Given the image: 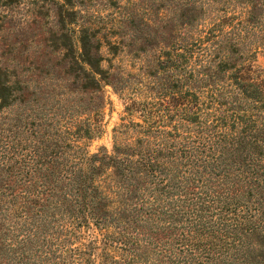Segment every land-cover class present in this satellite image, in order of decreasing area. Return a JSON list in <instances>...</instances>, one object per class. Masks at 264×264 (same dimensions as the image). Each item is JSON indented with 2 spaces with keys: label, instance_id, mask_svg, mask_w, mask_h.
Returning <instances> with one entry per match:
<instances>
[{
  "label": "trees",
  "instance_id": "obj_1",
  "mask_svg": "<svg viewBox=\"0 0 264 264\" xmlns=\"http://www.w3.org/2000/svg\"><path fill=\"white\" fill-rule=\"evenodd\" d=\"M185 1L184 31L162 36L156 92L127 108L111 152L81 144L96 125L15 108L24 88L0 70V264H264V69L234 18L201 23L204 5ZM95 40L82 31L93 94Z\"/></svg>",
  "mask_w": 264,
  "mask_h": 264
},
{
  "label": "rangeland",
  "instance_id": "obj_2",
  "mask_svg": "<svg viewBox=\"0 0 264 264\" xmlns=\"http://www.w3.org/2000/svg\"><path fill=\"white\" fill-rule=\"evenodd\" d=\"M204 10L193 13L201 23L234 18L255 64L264 69V0H192ZM186 1L178 0H0V70L24 88L23 108L36 117H50L57 127L100 134L82 140L91 154L111 152L114 131L130 121L127 108L141 107L156 91L151 83L163 76L159 60L171 50L162 36L182 32ZM75 13L74 16H72ZM128 25L123 24L126 21ZM64 21V22H63ZM91 29L102 44L104 89L93 94L85 87L88 66L80 61V37ZM157 35L147 45L139 37ZM153 41V40H152ZM123 43L119 49L111 45ZM104 77H109L105 80ZM140 112L132 119L140 121Z\"/></svg>",
  "mask_w": 264,
  "mask_h": 264
}]
</instances>
